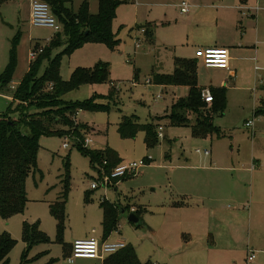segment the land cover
Here are the masks:
<instances>
[{
    "label": "rangeland",
    "instance_id": "374dc122",
    "mask_svg": "<svg viewBox=\"0 0 264 264\" xmlns=\"http://www.w3.org/2000/svg\"><path fill=\"white\" fill-rule=\"evenodd\" d=\"M31 1L0 0V114L16 106L14 92L33 62L28 56L30 51L37 46L48 48L57 35L59 45L41 59L36 78L43 75L48 59L58 55L59 75L63 80H68L76 67L92 68L98 62L107 65L109 75L104 81L81 84L61 96L73 103L94 99L103 106L76 112L74 122L82 126L79 130L78 126L70 128L66 135L68 148L63 147L65 136L39 137L37 168L28 173L25 181V208L6 220L0 217V235L8 234L16 241L7 255V264H68L69 248L75 239L92 235L99 241L103 239L102 199L123 207L128 205L119 215V233L111 232L108 239H123L135 249L141 261L165 262L167 243L162 240L165 236L159 234L154 238L150 230L156 226L158 213L171 192L175 194L173 186H180V175L185 170L177 167L185 165L232 166L242 170L228 174L240 176L242 200L245 203L246 198L250 199L251 203L246 204L250 205L252 216L248 230L245 227V232L240 233L243 242L225 254L224 264H264V113L261 112L264 108V0H127L116 9L113 32L118 43L114 48L102 43H85L69 53L63 52L62 30L58 34L51 28L30 24ZM89 1L95 13L97 0ZM79 3L80 0H73L72 7L76 9ZM181 3L189 6L188 14L180 13ZM252 6H259L257 15L263 19L257 36L251 41L255 61L242 63L235 80L224 71L204 68L202 61L195 57L196 49L215 46L214 39L219 35L235 38L242 30L237 21L239 15L234 16L235 12L226 8L239 12L241 7ZM175 58L195 60L197 81L203 89L218 86L220 82L226 84L223 112H216L212 117L218 131L193 137L189 125L194 122V114H189L188 125L170 123L167 116L171 106L185 96L186 89L156 85L152 77L156 72L171 73ZM6 71L9 81L4 87L2 75ZM14 84L16 88L12 90ZM17 115L12 111V117ZM128 119L141 126L131 136L123 135L119 129L120 123ZM252 119L253 129L245 126ZM159 125L163 127V138L148 146L145 127L157 131ZM84 139L86 148L109 149L121 164L146 160V165L116 187L92 190L90 183L98 179L95 163L76 145ZM196 149H208L210 155L203 158ZM66 175L69 180L66 216L59 236L50 205L61 195ZM224 205L233 208L230 201ZM130 208L141 210L140 226L128 220ZM25 222H37L49 241L35 243L26 252L22 239ZM247 244L256 251L252 262L247 261ZM74 264H101V261L78 259Z\"/></svg>",
    "mask_w": 264,
    "mask_h": 264
},
{
    "label": "trees",
    "instance_id": "16d2710c",
    "mask_svg": "<svg viewBox=\"0 0 264 264\" xmlns=\"http://www.w3.org/2000/svg\"><path fill=\"white\" fill-rule=\"evenodd\" d=\"M50 6L51 13L62 26L65 41L62 44L63 52L69 53L85 43H102L114 48L118 38L113 32V21L116 17L117 6L125 1L98 0L97 11H89L88 1L83 0L77 9L72 7L73 0H42ZM59 34V32H58ZM57 39L51 40L48 48H44L33 60L21 82L17 85L13 100L15 108L0 114V217L3 220L21 213L27 203L25 181L28 173L37 168L38 140L41 135L57 134L65 136L70 128L80 126L74 122V115L82 109H94L103 105L97 104L94 99L83 102H67L62 99L66 92L78 88L81 84L104 81L108 78L109 70L105 63L98 62L92 68L76 67L68 80L59 75V55L48 59L42 76L36 78L37 69L43 57L49 55L52 48L59 45ZM2 75V86H6L8 79ZM152 82L156 85L186 86L187 94L177 99L171 106L168 119L172 125L190 124L187 113H194V122L190 124L193 137H205L218 131L212 122L214 113L223 112L225 87H209L213 96V103L207 107L201 98L202 87L198 86L196 62L190 58H175L171 73H154ZM50 84V85H49ZM49 85V88H48ZM33 110V111H32ZM12 111L17 117H12ZM206 111L209 114H206ZM264 113V108L262 111ZM139 123L130 119L120 123V131L125 136L134 135L140 128ZM24 129V130H23ZM145 142L152 146L157 141V131L145 127ZM77 134V133H75ZM80 134V133H79ZM78 135V134H77ZM81 137V136H80ZM81 144V145H79ZM77 147L95 163L97 173L100 167L110 171L121 164L115 153L109 149L91 150L84 146L83 141L76 143ZM83 146V147H81ZM106 162L103 165V162ZM69 188L68 175L63 181V190L56 201L50 205V213L57 223V233L60 236L65 221V203ZM102 222L104 238L115 229L121 209H128L120 204L101 200ZM136 216L139 211L135 210ZM141 220V219H140ZM23 241L26 243V252L35 243H46L48 236L40 231L37 222L23 224ZM15 240L8 234L0 235V264H7V255L13 248ZM71 247L69 248L70 254ZM25 254L23 262L26 261ZM22 262V261H21ZM102 264H157L151 261L141 262L135 249L128 245L116 253L107 255Z\"/></svg>",
    "mask_w": 264,
    "mask_h": 264
},
{
    "label": "crops",
    "instance_id": "0c3cea01",
    "mask_svg": "<svg viewBox=\"0 0 264 264\" xmlns=\"http://www.w3.org/2000/svg\"><path fill=\"white\" fill-rule=\"evenodd\" d=\"M82 1L80 0V3ZM87 1L89 11L94 13L91 11L90 1ZM258 7L236 8L239 12H236L235 8H226V10L235 12V14L233 13L234 16L238 14L240 17L237 20L241 25L240 27H242L239 35L238 32L235 38L219 35L214 39L213 43L215 46L204 45L202 47H223L228 49L230 57L229 69L217 70L226 72L234 80L237 78V69L242 63L255 61V57L252 56L255 50L251 49L253 46L251 41L253 37L257 36L258 27L263 21V19L258 18ZM251 18H255L254 21ZM251 22L253 23L251 24ZM198 86L202 87L199 83ZM183 87H185L187 94L188 88L186 86ZM214 87H226V84L220 82L218 86ZM189 114L192 115L194 113H187L188 119ZM206 157L208 156L203 158ZM252 168L253 166H251L250 170ZM177 169L185 170L180 175V186H173L176 189L175 194L172 195L171 192L169 199L161 209L162 211L158 213L156 226L150 230L154 238L159 234L165 236L162 240L167 243L165 246L167 247V252L163 254L165 255L163 261L166 263L151 262L157 264H224L225 254L234 251L235 245L242 241L240 233L241 231L245 232V227L248 230L252 216L249 205L251 203L250 199L246 198L247 201L245 203L242 200L240 176L238 174L235 176L234 174H228L230 172L240 173L242 170L232 166L207 165H185L179 166ZM218 171L221 173H216ZM118 184L114 187L118 186ZM114 190L116 191L115 188ZM249 192L252 194L251 189ZM227 201L233 203L232 209H230L229 205L227 207H225L226 205L223 206V203ZM246 203L249 204L247 205ZM139 213H141V210ZM248 249L252 248L247 244L245 247L246 253ZM100 261L102 264L103 260Z\"/></svg>",
    "mask_w": 264,
    "mask_h": 264
},
{
    "label": "built area",
    "instance_id": "2783aa9c",
    "mask_svg": "<svg viewBox=\"0 0 264 264\" xmlns=\"http://www.w3.org/2000/svg\"><path fill=\"white\" fill-rule=\"evenodd\" d=\"M123 1V0H120ZM127 1V0H124ZM179 11L182 14L189 13V6L185 3H181L179 6ZM30 24L32 26H40L51 28L56 32L61 30V25L55 18V16L51 13L50 6L48 3L42 0H32L30 4ZM43 48L37 46L29 53L30 61H33L39 53H41ZM195 57L199 58L204 67L206 68H216L221 70L229 69V51L223 47H204L199 48L195 51ZM147 83L150 81L147 80ZM16 88L15 84L11 85V89L14 90ZM157 98H161V96H157ZM201 98L204 103L207 105H211L213 103V96L208 88L202 89ZM254 121L248 120L245 122L246 127H250L253 129ZM67 137L64 138L63 147L68 148ZM157 138H163V127H157ZM87 142L84 139L83 144L85 145ZM196 153L202 154L204 156L210 155V150L204 149L200 151V149L195 150ZM146 160H139L137 162H130L125 164H119L112 168L110 171H107L105 168L100 167L98 171V179L94 180L90 183V189H97L103 187L104 189H109L110 187H114L121 180L135 176L139 170L146 165ZM106 162H103L105 165ZM106 200V199H102ZM130 212H134V208L129 209ZM129 212V213H130ZM119 223H117L115 229L112 231L114 233H119L120 229ZM127 243L121 239L117 238L115 240H109L108 237L99 241L96 237H88L83 239H76L71 243L70 254L67 256V263L74 264L78 259H90V260H103L107 255L118 252L119 250L125 248ZM255 252L252 249H248L247 251V261L252 262L255 258Z\"/></svg>",
    "mask_w": 264,
    "mask_h": 264
},
{
    "label": "water",
    "instance_id": "95a60500",
    "mask_svg": "<svg viewBox=\"0 0 264 264\" xmlns=\"http://www.w3.org/2000/svg\"><path fill=\"white\" fill-rule=\"evenodd\" d=\"M121 213L124 212L122 209L120 211ZM128 220L132 222L135 226H140L141 225V220L139 217L136 216L134 212H130L128 215Z\"/></svg>",
    "mask_w": 264,
    "mask_h": 264
}]
</instances>
